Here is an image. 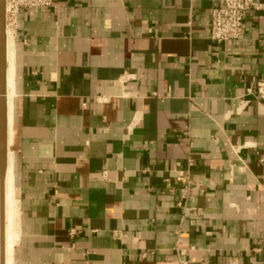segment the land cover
<instances>
[{
    "label": "crops",
    "instance_id": "1",
    "mask_svg": "<svg viewBox=\"0 0 264 264\" xmlns=\"http://www.w3.org/2000/svg\"><path fill=\"white\" fill-rule=\"evenodd\" d=\"M218 5L18 14L13 264H264V103L247 94L264 80V0L237 41L211 38Z\"/></svg>",
    "mask_w": 264,
    "mask_h": 264
},
{
    "label": "built area",
    "instance_id": "2",
    "mask_svg": "<svg viewBox=\"0 0 264 264\" xmlns=\"http://www.w3.org/2000/svg\"><path fill=\"white\" fill-rule=\"evenodd\" d=\"M219 5L212 10L211 38L218 42L241 40L244 35L245 14L255 6V0H206ZM6 24L13 25L22 10L39 12L40 10L54 7V0H5ZM9 20V21H8ZM247 94L264 103V80L257 83L256 87L249 89ZM187 195L182 199L186 200ZM183 201L179 203L180 206ZM179 264H189L180 261Z\"/></svg>",
    "mask_w": 264,
    "mask_h": 264
},
{
    "label": "bare ground",
    "instance_id": "3",
    "mask_svg": "<svg viewBox=\"0 0 264 264\" xmlns=\"http://www.w3.org/2000/svg\"><path fill=\"white\" fill-rule=\"evenodd\" d=\"M9 21V20H8ZM7 25L6 28V101L8 111V131L9 143H11V110L13 98V83H14V42L13 35ZM7 171L4 178L3 185L0 180V264H13V248L16 238L14 229V221L16 214L14 188H13V168L11 154H7ZM3 228V250H1V237Z\"/></svg>",
    "mask_w": 264,
    "mask_h": 264
},
{
    "label": "water",
    "instance_id": "4",
    "mask_svg": "<svg viewBox=\"0 0 264 264\" xmlns=\"http://www.w3.org/2000/svg\"><path fill=\"white\" fill-rule=\"evenodd\" d=\"M6 2L0 0V180L3 185L7 171L8 109L6 101ZM3 228L1 250H3Z\"/></svg>",
    "mask_w": 264,
    "mask_h": 264
},
{
    "label": "rangeland",
    "instance_id": "5",
    "mask_svg": "<svg viewBox=\"0 0 264 264\" xmlns=\"http://www.w3.org/2000/svg\"><path fill=\"white\" fill-rule=\"evenodd\" d=\"M9 29H11V28H9ZM7 30V29H6ZM15 222V221H14Z\"/></svg>",
    "mask_w": 264,
    "mask_h": 264
}]
</instances>
